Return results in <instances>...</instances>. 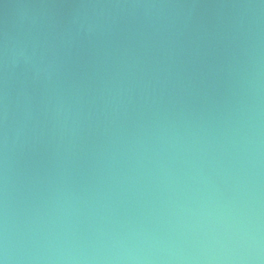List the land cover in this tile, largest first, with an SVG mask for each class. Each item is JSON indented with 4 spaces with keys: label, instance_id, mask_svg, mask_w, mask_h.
<instances>
[{
    "label": "water",
    "instance_id": "water-1",
    "mask_svg": "<svg viewBox=\"0 0 264 264\" xmlns=\"http://www.w3.org/2000/svg\"><path fill=\"white\" fill-rule=\"evenodd\" d=\"M0 264H264V0H0Z\"/></svg>",
    "mask_w": 264,
    "mask_h": 264
}]
</instances>
